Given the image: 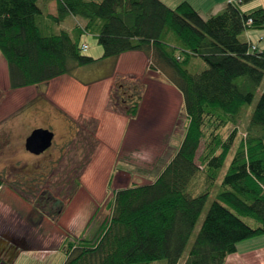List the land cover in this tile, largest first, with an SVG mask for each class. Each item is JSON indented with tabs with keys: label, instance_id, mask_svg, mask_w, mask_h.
Segmentation results:
<instances>
[{
	"label": "trees",
	"instance_id": "16d2710c",
	"mask_svg": "<svg viewBox=\"0 0 264 264\" xmlns=\"http://www.w3.org/2000/svg\"><path fill=\"white\" fill-rule=\"evenodd\" d=\"M227 1L221 12L203 18L186 0L175 7L162 0H59L57 14L47 17L85 19L84 30L96 34L103 50L94 58L83 54V31L43 27L39 0H0V52L11 89L143 51L155 62L150 68L167 75L183 100L184 136L169 163L151 182L113 190L110 215L94 236L63 238V264H178L236 140V125L264 80V47L243 38L264 30V8L242 11L240 5L254 0ZM195 57L206 68L191 73L187 67ZM140 86L137 79L130 95L124 90L126 97L117 96L130 117L139 110ZM91 121L97 128L98 121ZM230 124L235 127L223 137L220 130ZM247 130L184 264H224L241 241L264 234V87ZM112 180L110 175L107 189Z\"/></svg>",
	"mask_w": 264,
	"mask_h": 264
},
{
	"label": "rangeland",
	"instance_id": "374dc122",
	"mask_svg": "<svg viewBox=\"0 0 264 264\" xmlns=\"http://www.w3.org/2000/svg\"><path fill=\"white\" fill-rule=\"evenodd\" d=\"M236 1L234 0L235 3ZM248 32H246L247 34L244 33V39L248 34L254 36L264 34V30ZM92 39L89 40L90 49L83 50V54L94 57L97 56L96 49L101 52L102 46L98 42L94 43ZM102 54L103 52L100 53V55ZM1 58L3 59V56L0 52ZM2 63H0V178L4 180L2 186L9 187L20 197L27 199L31 203L33 211L29 212L12 198L3 197L0 193V204L3 203L1 201H4L3 204H5L0 205V233H7L8 235V232L12 230L21 232L23 227L29 224L34 231L38 229L41 233L39 236L41 239L30 241L31 245L43 241V245L49 249V254L46 255L43 264H62L67 257L61 246L63 238L68 234L77 239L82 236L92 237L97 233L101 223L107 220L110 215V201L113 199V191L107 189V181L111 175L110 164L112 162L116 163L118 167L116 171L118 172L114 176L111 188L124 187L129 184H143L154 180L155 170L150 171L145 167L153 166L151 158L157 146L156 137L160 132L166 130L164 122L167 119L169 108H172L178 101L177 94L165 88L160 91V96L158 92L161 88L158 84L147 83L145 78L138 76L118 77L115 80L106 108L127 115L125 108L119 104L118 97L130 95L132 93L130 85L135 81L137 82L138 79L139 83L142 84L139 89L142 109L139 117L128 126L124 140L120 145L121 150L114 161V154L107 149L112 148L106 146L104 142L103 144V138L98 136L99 122L95 128L94 122L91 121L92 117L81 116L75 120L70 119L71 126L62 129L58 126L56 119H53V114L46 117V112L41 110L42 107L48 108V101L44 99L41 88L37 90L35 96L28 88L11 89L7 66ZM153 65L155 62L152 63L149 59L147 66L152 67ZM205 68L206 63L199 57H195L187 67L191 73L200 72ZM111 69L108 63L101 61L77 69L78 78L84 82L98 80L92 93V101L97 107L105 96V83H102L101 80L110 75ZM132 77L135 79L131 80ZM119 84H121L122 90L117 92L116 88ZM263 87L264 80L253 102L244 111L236 125L238 131L236 140L220 171L216 184L211 188L210 196L178 264H184L207 211L216 199L219 184L233 154L241 139L248 134L249 117L261 96ZM124 90L128 91L126 95ZM130 102L131 100L128 103L130 104ZM42 103H44L43 106ZM36 104L40 105L37 106ZM177 120L175 134L179 135L180 132L178 131L185 124L183 109L182 113H178ZM48 121L54 126H45ZM40 127L52 130L54 140L50 149L45 153L35 155L26 149L25 141L34 129ZM234 127V124H230L221 129L220 133L223 137H227ZM104 132V136L106 135L108 138L119 134L117 123L108 121ZM177 136L174 135V145L178 141ZM104 149H106L105 152ZM121 165L127 167L126 171H130L131 176L120 172L119 167ZM84 184H90L95 189H101L106 185V191H103L100 199L103 198V195L105 197L103 201L98 202V207L88 208V192L82 187ZM81 212L84 214L78 220V214ZM243 219L252 226L256 225L255 221L249 217H243ZM14 250V247L11 246H0L2 262L6 264H32L19 252L14 254ZM150 264H167V261L162 259Z\"/></svg>",
	"mask_w": 264,
	"mask_h": 264
},
{
	"label": "crops",
	"instance_id": "0c3cea01",
	"mask_svg": "<svg viewBox=\"0 0 264 264\" xmlns=\"http://www.w3.org/2000/svg\"><path fill=\"white\" fill-rule=\"evenodd\" d=\"M165 4L170 7H175L179 2L183 0H162ZM191 3L200 13L203 18H208L211 15L221 12L227 6V0H186ZM199 1V2H198ZM59 0H39V5L43 10L42 21L44 24V28L49 32L57 33L60 30L64 29L68 31L71 35H74L78 31H83V35L81 36L80 42L87 44V49H90L89 43L90 38H93V42L97 43L96 34L86 32L84 30V26L86 24V20L82 17L75 16L73 14H68L64 19L60 21H53L47 17V15H56L57 14V4ZM199 3V4H198ZM205 6H200L203 5ZM256 7L264 8L263 0H254L247 4L240 6L242 11H250ZM249 33V32H248ZM252 33V32H251ZM247 34V33H246ZM92 36V37H91ZM246 39L251 42L257 44L258 48L264 47V34H260L259 36H254L252 34L246 35ZM97 56L94 58L101 57L99 49L97 50ZM100 55V56H99ZM150 59V55L143 51H128L120 54V56L116 59H104L101 62H106L112 68L111 73L106 78L101 80L102 83H105V96L102 102H100L97 107L96 104L92 101V93L94 92V87L97 85L98 80H92L84 82L77 76V69L72 74H64L58 77L51 79L48 82L35 85L28 86L25 88L30 89L32 95H36L37 90L41 88V93L44 95V99L48 101V108L42 107V111L46 112V117L53 114V119H56L58 126L62 129H66L71 126L70 119H77L81 116L83 117H92L96 118L99 122L98 136L99 138H103L102 143H106V146L111 147L107 148L111 150L113 155V160L118 157V154L121 150L120 145L124 140L125 133L127 131L130 123L134 122L141 113L142 104L140 103L139 111L136 117H129L127 115H123L121 113H116L115 111L108 110L106 108L110 91L114 85L115 80L118 77H127V76H138L141 78H145L147 83L154 82L160 86V90L158 95L161 96V90L167 88L169 91L176 93L178 101L177 103L168 110L167 119L164 122L166 130L162 133L160 132L156 137L157 146L153 151V157L151 160L153 161L152 167H145L148 170H155L154 176H158L159 173L164 169V167L169 163L173 154L179 147L183 136H184V126L180 129V134L177 136L175 134V128L177 123L178 113H182L183 109V100L180 92L174 87L173 84L170 83L168 78L161 73L160 69H152L147 66L148 60ZM6 66V62L4 58L0 59V63ZM100 62V61H99ZM80 68V67H79ZM148 85V84H147ZM162 86V87H161ZM20 89V88H19ZM35 99V98H34ZM37 105V104H36ZM40 105V104H38ZM37 105V106H38ZM44 103H42V106ZM36 106V108H37ZM55 112V113H54ZM184 112V110H183ZM185 115V113H184ZM43 116V115H42ZM108 121H114L117 123V127L119 129V136L114 135L112 138H108L106 135L104 136V129L106 128V124ZM44 125V124H43ZM45 126H54L53 123L48 121V124ZM174 135L178 137V141L174 145ZM103 143V144H104ZM114 147V150H113ZM104 152L106 149L103 150ZM115 151V153H113ZM110 174L113 175V180L115 174L118 172V167L116 163L112 162L110 164ZM130 167V166H128ZM120 172L125 173L128 176H131L130 171H126L127 167L125 165H121L119 167ZM152 173V172H151ZM150 173V174H151ZM112 180V183H113ZM113 186V185H112ZM84 187L88 194V208L92 209L94 207H98V202L103 201L105 197L100 199L103 191H106V185L101 189H95L90 184H84ZM127 187H112L113 190H117L120 188ZM0 193L3 197L12 198L16 203L20 204L21 207L28 210L29 212L33 211V207L31 203L19 195H17L12 189L7 186L0 187ZM2 197V196H1ZM4 203V201H1ZM1 203L0 205H5ZM17 212V211H16ZM85 212V211H84ZM81 212L78 214V218L84 214ZM79 220V219H78ZM22 223V222H21ZM20 223V224H21ZM23 227L22 225H20ZM19 228V227H17ZM32 226L29 224L26 227H23L21 232L9 231L7 233H0V246H11L14 247V254L19 252L21 256H25L29 262L32 264H43L46 259V255L49 254V249L43 245V241L31 245L30 241H38L41 239L40 230L36 229L35 231L32 229ZM28 229V230H26ZM20 230V229H19ZM30 245V246H29ZM28 247V248H27ZM65 261V260H64ZM0 264H6L2 262V255L0 253ZM63 264V263H62ZM224 264H264V234L253 237L250 239H246L241 241L237 246V251L228 255L226 257Z\"/></svg>",
	"mask_w": 264,
	"mask_h": 264
},
{
	"label": "water",
	"instance_id": "95a60500",
	"mask_svg": "<svg viewBox=\"0 0 264 264\" xmlns=\"http://www.w3.org/2000/svg\"><path fill=\"white\" fill-rule=\"evenodd\" d=\"M54 140V132L48 128H36L26 138V149L35 155H39L48 150Z\"/></svg>",
	"mask_w": 264,
	"mask_h": 264
},
{
	"label": "built area",
	"instance_id": "2783aa9c",
	"mask_svg": "<svg viewBox=\"0 0 264 264\" xmlns=\"http://www.w3.org/2000/svg\"><path fill=\"white\" fill-rule=\"evenodd\" d=\"M251 22H252V19L250 18L248 19L247 24H251ZM81 47H82V50H86L88 46L86 43H83Z\"/></svg>",
	"mask_w": 264,
	"mask_h": 264
},
{
	"label": "flooded vegetation",
	"instance_id": "af4514ba",
	"mask_svg": "<svg viewBox=\"0 0 264 264\" xmlns=\"http://www.w3.org/2000/svg\"><path fill=\"white\" fill-rule=\"evenodd\" d=\"M49 149H50V148H49ZM46 151H47V150H46ZM46 151H45V152H46ZM45 152H43V153H45Z\"/></svg>",
	"mask_w": 264,
	"mask_h": 264
}]
</instances>
